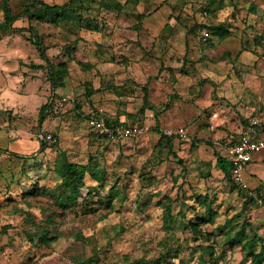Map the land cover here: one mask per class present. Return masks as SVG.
I'll use <instances>...</instances> for the list:
<instances>
[{"label": "rangeland", "instance_id": "rangeland-1", "mask_svg": "<svg viewBox=\"0 0 264 264\" xmlns=\"http://www.w3.org/2000/svg\"><path fill=\"white\" fill-rule=\"evenodd\" d=\"M252 125L264 138V0H0V264H254L264 151L247 189L216 164Z\"/></svg>", "mask_w": 264, "mask_h": 264}, {"label": "built area", "instance_id": "built-area-1", "mask_svg": "<svg viewBox=\"0 0 264 264\" xmlns=\"http://www.w3.org/2000/svg\"><path fill=\"white\" fill-rule=\"evenodd\" d=\"M67 98L62 97L59 99V103L66 101ZM88 125L90 128L95 130L97 133L107 136L114 140H123L136 136L139 134V130L136 127L129 125H108L102 116H91L88 119ZM183 129L178 130H164L163 134L165 136H182ZM37 138L48 143L56 144L58 143V138L52 134L41 133L37 135ZM264 151V138H262L258 129L255 126H248L243 128L239 133L237 140L225 151L223 156L231 164V177L233 182L239 184L241 187L247 189L245 184L243 170L246 165L253 160V154L257 152ZM261 211L264 213V199L258 202ZM175 259L172 258L167 262L161 264H174Z\"/></svg>", "mask_w": 264, "mask_h": 264}, {"label": "trees", "instance_id": "trees-1", "mask_svg": "<svg viewBox=\"0 0 264 264\" xmlns=\"http://www.w3.org/2000/svg\"><path fill=\"white\" fill-rule=\"evenodd\" d=\"M36 3H38L44 10V15L48 16L51 14H57L61 11H65V8L63 7H57V6H49L47 4H44L43 2H39L37 1ZM6 12V17L10 19V14H9V10H5ZM215 34L218 35L220 38L225 39L227 38L230 34H229V30L225 29L223 27L220 28H215L214 29ZM32 44H34L38 51H40L41 55L43 56V58L46 60V63L48 65V71H49V78H50V84L52 85V87H55V72L53 70V67L51 66V64L49 63V61H47L45 54H44V48L41 46L40 43L33 41L32 40ZM53 100H54V96H51L49 99L48 104H44V106L41 107L40 110V114H43L45 112V109L48 107H50L53 104ZM105 122L108 125H117L115 124V122H111L108 119H105ZM260 131L258 130V133ZM173 136H165L163 133H161V140H169L171 139ZM216 164L218 166V168L220 169V171L224 174V176H226L231 182H233L232 177H231V164L226 160V158L224 156H217L216 159ZM68 170H70V166H68ZM247 226H249L248 222L244 223L241 227V229L235 234L236 238H244L245 234H246V229ZM264 255V241L263 243L259 246V251L253 256V262L254 264H260L261 263V258Z\"/></svg>", "mask_w": 264, "mask_h": 264}, {"label": "crops", "instance_id": "crops-1", "mask_svg": "<svg viewBox=\"0 0 264 264\" xmlns=\"http://www.w3.org/2000/svg\"><path fill=\"white\" fill-rule=\"evenodd\" d=\"M46 133V132H45ZM49 134H51V133H49ZM53 135H55V134H53ZM27 144H25L24 146H23V148H24V150H30V149H33V148H35L36 147V143H34V144H31V146L30 147H28V146H26ZM264 157V156H263ZM264 159V158H263Z\"/></svg>", "mask_w": 264, "mask_h": 264}]
</instances>
